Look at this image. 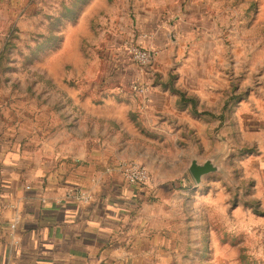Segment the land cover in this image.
<instances>
[{"label":"crops","instance_id":"1","mask_svg":"<svg viewBox=\"0 0 264 264\" xmlns=\"http://www.w3.org/2000/svg\"><path fill=\"white\" fill-rule=\"evenodd\" d=\"M36 2L0 0V37L11 34L4 27L13 20L11 13L17 12L20 20L28 17ZM137 4L135 23L120 28L128 32L124 39L135 35V45L155 51V61L149 67L132 66L130 79L124 75L116 81L147 85V102L135 96L134 111L0 109V264H171L172 221L166 204L173 191L161 186L147 198L145 190L124 183L116 165L136 160L153 178L178 180L188 172L192 152L203 161L220 149V139L230 146L224 161L236 170L231 173L222 164L232 177L228 182L234 191L235 183L241 184L239 190L264 209V87L250 92L238 106L228 104L222 123L212 118L208 114L219 116L224 101L234 99L218 95L215 87L207 98L182 89L185 78L198 79L209 64L179 62L178 55L172 59L173 50L183 46L178 28L187 17L181 24L169 16L163 22L161 17L140 20ZM123 42L114 39L102 48L119 56L126 50ZM165 73L169 76L163 81ZM158 82H170L194 98L201 114L176 108L177 97ZM220 100V106L209 104ZM164 101L171 102L174 111H163ZM222 128L234 139L218 135ZM210 131L217 133L212 136L219 146L214 151H209ZM189 132L197 136L194 144ZM170 147L178 153L167 151ZM149 157L156 158L155 164ZM77 190L88 193L86 203L67 197Z\"/></svg>","mask_w":264,"mask_h":264},{"label":"rangeland","instance_id":"2","mask_svg":"<svg viewBox=\"0 0 264 264\" xmlns=\"http://www.w3.org/2000/svg\"><path fill=\"white\" fill-rule=\"evenodd\" d=\"M135 1L140 20L161 17L163 22L169 16L181 24L187 17L178 28L183 46L173 50L172 59L178 55L179 62L209 64L198 79L185 78L183 90L207 98L215 87L218 95L234 99L227 98L225 104L238 106L250 92L264 87V0H37L28 17L20 20L17 12L11 13L13 20L4 26L11 34L0 37V54L6 49L1 59L6 69L0 67V109L134 111L129 85L135 81L128 79L135 65L126 50L118 56L102 47L114 44V39L124 40V49L135 44V35L124 39L128 32L120 28L135 23ZM35 50L37 54H32ZM217 71L222 77L213 73ZM124 75L127 81L118 83L116 79ZM168 76L161 78L166 81ZM164 102L163 111H174L171 102ZM189 133L194 144L197 136ZM216 135L210 131L207 137ZM218 135L234 139L223 128ZM209 144V151L219 147L213 137ZM167 151L178 153L171 147ZM225 161L231 173L236 171L232 162ZM176 181H183V189L168 195L172 197L166 204L172 221L171 264H264V209L239 190L241 184L235 183L234 191L225 178L211 175L196 189L188 172L178 180L156 179L150 173L141 189L150 198L156 189Z\"/></svg>","mask_w":264,"mask_h":264},{"label":"built area","instance_id":"3","mask_svg":"<svg viewBox=\"0 0 264 264\" xmlns=\"http://www.w3.org/2000/svg\"><path fill=\"white\" fill-rule=\"evenodd\" d=\"M126 54L134 65L140 67L151 66L156 57L155 51L135 44L126 47ZM129 92L143 103L147 102L151 95L147 85L137 82L130 83ZM116 167L127 186L142 188L149 179L148 169L138 161L122 160L117 163ZM67 197L80 203H86L89 200L88 193L81 190L69 191Z\"/></svg>","mask_w":264,"mask_h":264},{"label":"water","instance_id":"4","mask_svg":"<svg viewBox=\"0 0 264 264\" xmlns=\"http://www.w3.org/2000/svg\"><path fill=\"white\" fill-rule=\"evenodd\" d=\"M227 61L229 62L228 56ZM220 142V149L203 161L198 160L194 152L191 153L190 164L187 171L193 182L194 188L198 189L202 187L204 178L210 175H220L231 182L229 173L222 165L229 155L230 146L224 139H220Z\"/></svg>","mask_w":264,"mask_h":264},{"label":"trees","instance_id":"5","mask_svg":"<svg viewBox=\"0 0 264 264\" xmlns=\"http://www.w3.org/2000/svg\"><path fill=\"white\" fill-rule=\"evenodd\" d=\"M68 19L70 20V17H68ZM5 52H6V49H4L2 51V53L0 54V67H2L3 69H6V67L4 65V60H1V59L3 58V56H4L3 54ZM32 54H37V50L33 51ZM158 84L161 85L163 89L170 90L171 93L177 97L176 108H178V109L189 108L193 115L201 114L198 112V107H197L198 103L194 98L187 97L186 94L183 93L181 90L174 88L170 82L165 83V84H161L160 82H158ZM227 107H228V103L226 102V104L224 103V107H223L221 113L219 114V116L211 115V114H208V115L214 119L219 120L222 123L224 120V113L226 112L225 110L227 109ZM205 114H207V113H205ZM182 183H183V181H182ZM182 183H180V181L171 182V183H168L166 185V187L171 191L182 190L183 189Z\"/></svg>","mask_w":264,"mask_h":264}]
</instances>
